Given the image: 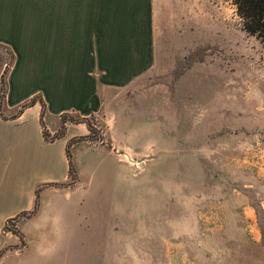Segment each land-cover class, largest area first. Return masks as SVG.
I'll use <instances>...</instances> for the list:
<instances>
[{"label":"rangeland","instance_id":"1","mask_svg":"<svg viewBox=\"0 0 264 264\" xmlns=\"http://www.w3.org/2000/svg\"><path fill=\"white\" fill-rule=\"evenodd\" d=\"M155 2L153 66L73 153L57 264H264V46L231 0Z\"/></svg>","mask_w":264,"mask_h":264},{"label":"crops","instance_id":"2","mask_svg":"<svg viewBox=\"0 0 264 264\" xmlns=\"http://www.w3.org/2000/svg\"><path fill=\"white\" fill-rule=\"evenodd\" d=\"M155 3L0 0V46L13 55L0 106V264L62 259L53 245L69 242L62 229L86 194L73 154L92 149L84 121L107 117L153 66ZM67 150L77 169L71 185ZM36 194L37 211L14 221L19 235L4 233L9 219L33 209Z\"/></svg>","mask_w":264,"mask_h":264},{"label":"trees","instance_id":"3","mask_svg":"<svg viewBox=\"0 0 264 264\" xmlns=\"http://www.w3.org/2000/svg\"><path fill=\"white\" fill-rule=\"evenodd\" d=\"M231 1L236 7L238 16L242 20V27L244 31H246L251 36H255L256 39L264 46V0H231ZM12 59H13V55H12ZM5 89H6L5 88V78H0V106L2 105L4 97H5ZM33 101L34 99H31L30 102H33ZM43 106H44V103H42V107ZM84 122L87 123L88 129H89L90 125H89L88 120H85ZM62 132H63V128L60 129L52 138L61 135ZM43 136L45 140L52 139L49 137V135L45 131L43 132ZM66 155H67L68 163H69V169H68L69 178H71L72 181H75L74 177L71 174V168L73 166V163L70 157V152L68 150H67ZM68 185H71V183H68ZM37 209H38V196L36 194V199H35L34 207L32 210L22 212L16 217L9 219V220H12L14 222L19 217H29L33 215L37 211ZM15 231L16 232H14V234H18L16 229ZM2 251H0V254Z\"/></svg>","mask_w":264,"mask_h":264}]
</instances>
